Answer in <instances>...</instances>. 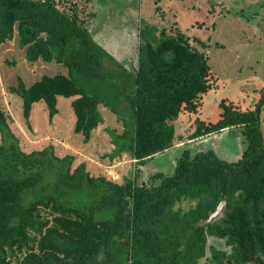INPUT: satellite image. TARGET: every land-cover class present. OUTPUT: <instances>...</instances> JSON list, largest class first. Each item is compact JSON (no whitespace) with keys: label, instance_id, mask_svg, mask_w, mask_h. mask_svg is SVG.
<instances>
[{"label":"trees","instance_id":"16d2710c","mask_svg":"<svg viewBox=\"0 0 264 264\" xmlns=\"http://www.w3.org/2000/svg\"><path fill=\"white\" fill-rule=\"evenodd\" d=\"M79 3L0 0V49L16 39L28 62L68 70L29 87L19 79L9 90L23 100L28 123L34 104L43 102L53 119L59 97L75 98L74 132L88 143L103 123L99 106L105 102L74 77L102 78V56L89 30L95 15L83 16ZM175 27L163 28L156 45L148 41L140 50L126 92L131 135L111 131L118 154L135 161L125 182L92 177L83 163L72 173L63 167L54 192L38 196L47 150L27 154L17 144L6 146L13 135L0 95V264H264V90L252 110L222 100L220 119L197 120L187 138L239 128L246 145L241 160L228 163L212 150L194 156L186 150L172 175L155 173L139 183L140 167L182 140L174 126L179 116L199 114L204 97L217 88L207 46ZM29 168L36 171L27 173ZM74 194L81 197L73 200ZM29 195L36 198L27 201ZM99 212L111 216L98 218Z\"/></svg>","mask_w":264,"mask_h":264},{"label":"rangeland","instance_id":"374dc122","mask_svg":"<svg viewBox=\"0 0 264 264\" xmlns=\"http://www.w3.org/2000/svg\"><path fill=\"white\" fill-rule=\"evenodd\" d=\"M79 1L82 13L86 11L83 16L95 15L89 22V30L97 45L96 51L102 56V78L81 74L74 77L88 94L99 96L105 102L99 106L103 123L94 130L88 143L74 132L76 118L72 102L75 98L59 97L58 114L53 119L43 102L34 104L28 123L23 115V100L9 90L19 84V79L29 87L44 75H68V70L56 63L28 62L16 39L0 49V95L13 135L6 138V146L17 144L27 154L47 150L43 158L47 174L38 188V196L54 192L57 174L63 167L72 173L84 163L95 178L104 176L125 182L133 177L135 161L129 153L118 154L111 131L122 135L129 130L131 135L132 115L126 106V92L133 87L141 48L148 41L156 45L163 28L170 30L176 26L175 29L204 43L212 72L218 78L217 88L204 97L199 114H181L174 123L182 140L193 133L197 120L216 123L220 119L222 100L242 110H252L260 102L264 90V0ZM261 131L264 136V105ZM242 135L238 129L231 130L224 138L200 145L197 152L212 150L228 163L238 162L246 148ZM3 139L0 132V144ZM121 140L124 143L126 139ZM182 154L174 150L168 157L178 160ZM169 168L164 170L167 176L174 172ZM142 169L139 183L147 184L154 171L150 165ZM31 171L36 169L29 168L27 173ZM34 197L29 195L26 200ZM78 197L81 196H71L73 200ZM110 216L109 212L98 213V218Z\"/></svg>","mask_w":264,"mask_h":264},{"label":"crops","instance_id":"0c3cea01","mask_svg":"<svg viewBox=\"0 0 264 264\" xmlns=\"http://www.w3.org/2000/svg\"><path fill=\"white\" fill-rule=\"evenodd\" d=\"M235 129L240 130L239 128H227V129H224L222 132H220L218 134H212V135L206 136L204 138H200V139H196V140H189V139L181 140L180 143H177L175 147L165 151L162 154L157 155L147 165L142 166V167H146V166L150 165L152 167L153 171H154V172H152V175H154L155 173H163L164 174V170H166L168 167H170L172 170H174V168H175V166L177 164V160H176L175 157H168L169 156L168 154H171L172 151L176 150V151H180V152L184 153L186 150H189V151L193 150L194 153L192 152L191 156H194V155H196L198 153L197 151H199L198 147L200 145H202L204 143L207 144V143L213 142V141H215L217 139H220L222 137L224 138V136L229 134L231 132V130H235ZM240 133H242L241 130H240ZM179 136L180 135L178 134V139H180ZM242 137H243V135H242ZM212 149H214V148H212ZM155 160H159V161H155ZM166 160L169 161L168 166H166L167 165V161ZM154 161L156 162V165H155V163H153ZM142 167H140L141 174H142V171H143Z\"/></svg>","mask_w":264,"mask_h":264},{"label":"water","instance_id":"95a60500","mask_svg":"<svg viewBox=\"0 0 264 264\" xmlns=\"http://www.w3.org/2000/svg\"><path fill=\"white\" fill-rule=\"evenodd\" d=\"M225 205V202H223L221 205H219V207L217 208V210L210 216V218L208 219V221L210 222L213 218H215L223 209V206Z\"/></svg>","mask_w":264,"mask_h":264},{"label":"flooded vegetation","instance_id":"af4514ba","mask_svg":"<svg viewBox=\"0 0 264 264\" xmlns=\"http://www.w3.org/2000/svg\"><path fill=\"white\" fill-rule=\"evenodd\" d=\"M221 204H222V203H220V205H221ZM220 213H221V212H220ZM220 213H219V214H220ZM219 214H218V215H219ZM218 215H217V216H218ZM217 216H216V217H217ZM216 217H215V218H216Z\"/></svg>","mask_w":264,"mask_h":264}]
</instances>
